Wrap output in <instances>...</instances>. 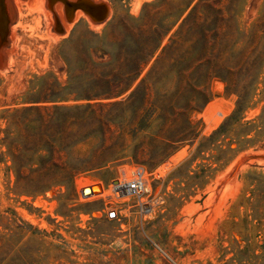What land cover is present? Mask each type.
Returning a JSON list of instances; mask_svg holds the SVG:
<instances>
[{
    "label": "rangeland",
    "instance_id": "374dc122",
    "mask_svg": "<svg viewBox=\"0 0 264 264\" xmlns=\"http://www.w3.org/2000/svg\"><path fill=\"white\" fill-rule=\"evenodd\" d=\"M45 1L12 0L17 19L9 24L7 45L1 48V128L7 109L57 104L44 101L40 77L50 73L66 81L65 59H72L70 46L79 35L101 33L115 14L137 15L151 0H97L110 7L105 21L92 24L84 15L70 25L62 4L55 2L62 34L51 32L53 18ZM237 22L248 31L241 42L248 40V124L243 130H234L227 120L237 97L219 79L208 84L213 98L190 114L193 129L180 130L189 138L180 145L151 141L152 134L163 133L158 124L137 133L129 128L137 101L96 109L77 136L46 154L79 169L67 185L33 195L15 188L14 177L8 181L0 171V234L22 223L26 238L39 231L38 241L29 240L27 247L38 248L39 258L53 264H264V0H247ZM184 118L168 117L170 122ZM60 120L52 112L45 117L50 143ZM172 128L171 135L177 130ZM30 143L47 142L34 137ZM136 164L164 173L154 183L164 203L148 215L139 211L134 197H117L110 190ZM93 183L102 184L104 192L81 198V186Z\"/></svg>",
    "mask_w": 264,
    "mask_h": 264
},
{
    "label": "trees",
    "instance_id": "16d2710c",
    "mask_svg": "<svg viewBox=\"0 0 264 264\" xmlns=\"http://www.w3.org/2000/svg\"><path fill=\"white\" fill-rule=\"evenodd\" d=\"M246 1L151 0L137 15L115 14L101 33L79 35L70 46L72 59H65L66 81L50 73L40 77L44 101L57 104L13 107L2 115L6 126L0 127V171L8 181L14 177L15 188L33 195L67 185L79 169L46 159V154H54L56 143L75 132L77 136L92 111L124 101L139 102L130 129L149 131L158 124L163 133L152 134L151 141L180 145L189 139L180 130L194 127L190 114L213 98L208 84L215 79L236 95L227 120L234 130H243L248 124V40L241 42L248 31L239 26L237 15ZM52 77L55 82L48 80ZM69 100L75 103L62 104ZM50 112L61 119L51 143L43 130ZM169 116L185 118L170 122ZM171 126L177 129L173 135ZM223 132L224 124L218 129ZM34 137L46 145L30 143ZM24 227L18 224L0 234V264H53L39 258L38 248L27 247L29 240L38 241L39 231L26 238Z\"/></svg>",
    "mask_w": 264,
    "mask_h": 264
},
{
    "label": "built area",
    "instance_id": "2783aa9c",
    "mask_svg": "<svg viewBox=\"0 0 264 264\" xmlns=\"http://www.w3.org/2000/svg\"><path fill=\"white\" fill-rule=\"evenodd\" d=\"M163 174L159 168L147 169L143 165L136 164L128 173H124L122 177L114 181L110 189L111 194L117 197L132 196L136 199V206L141 213L144 215L151 214L155 208L164 203L163 194L159 193L154 186V183L159 181ZM90 188L93 189V186ZM83 190L82 188L79 193L81 198L91 196V194L84 195ZM94 195L98 194L95 193Z\"/></svg>",
    "mask_w": 264,
    "mask_h": 264
},
{
    "label": "water",
    "instance_id": "95a60500",
    "mask_svg": "<svg viewBox=\"0 0 264 264\" xmlns=\"http://www.w3.org/2000/svg\"><path fill=\"white\" fill-rule=\"evenodd\" d=\"M60 2L63 6L64 18L66 21H71L74 17L75 10L81 9L84 11L87 20L92 24H97L105 21L110 15V7L102 1L97 0H46L45 7L51 11L53 25L51 32L62 34L64 30L59 23L53 4ZM17 19L12 0H0V69L4 66L2 62L1 48L7 45V34L9 32V24H12ZM92 189V188H91Z\"/></svg>",
    "mask_w": 264,
    "mask_h": 264
},
{
    "label": "bare ground",
    "instance_id": "6f19581e",
    "mask_svg": "<svg viewBox=\"0 0 264 264\" xmlns=\"http://www.w3.org/2000/svg\"><path fill=\"white\" fill-rule=\"evenodd\" d=\"M59 4H60V3H59ZM84 15H85V13H84L83 10H79V9H77V10H75V14H74L73 19L75 20V19H77L78 17H80V16H84ZM73 19H72V20H73ZM66 23L68 24L69 22L66 21ZM66 23H65L64 26H66ZM68 25H70V23H69ZM68 25H67V26H68ZM67 26H66V27H67ZM68 28H69V26H68ZM66 29H67V28H66ZM91 186H93V189L90 188ZM81 187L84 189V190H83L84 195H89V194H91L90 197L95 196L94 194L97 193V192L100 191V190H102V193L104 192L103 187H102V184H100V183H93V184H91L90 186H88V185H82ZM82 188H81V189H82Z\"/></svg>",
    "mask_w": 264,
    "mask_h": 264
}]
</instances>
